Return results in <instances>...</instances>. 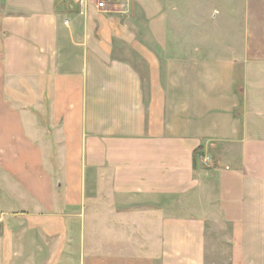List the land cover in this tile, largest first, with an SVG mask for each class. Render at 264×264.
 Wrapping results in <instances>:
<instances>
[{"label":"crops","instance_id":"1","mask_svg":"<svg viewBox=\"0 0 264 264\" xmlns=\"http://www.w3.org/2000/svg\"><path fill=\"white\" fill-rule=\"evenodd\" d=\"M0 217V264H264V0H0Z\"/></svg>","mask_w":264,"mask_h":264},{"label":"built area","instance_id":"2","mask_svg":"<svg viewBox=\"0 0 264 264\" xmlns=\"http://www.w3.org/2000/svg\"><path fill=\"white\" fill-rule=\"evenodd\" d=\"M73 1L78 6L79 13H85L90 6H95L99 11H105L111 4L112 0H67ZM209 158L206 159L205 164H208ZM3 222L2 217H0V223Z\"/></svg>","mask_w":264,"mask_h":264}]
</instances>
